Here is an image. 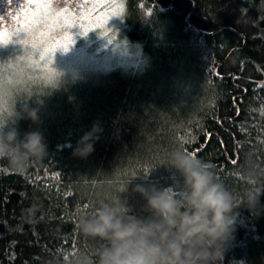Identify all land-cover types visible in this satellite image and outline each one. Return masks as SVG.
<instances>
[{"label": "trees", "instance_id": "trees-1", "mask_svg": "<svg viewBox=\"0 0 264 264\" xmlns=\"http://www.w3.org/2000/svg\"><path fill=\"white\" fill-rule=\"evenodd\" d=\"M124 6L118 22L90 30L77 46L102 31L108 48L131 53L128 65L92 72L21 65L22 78L0 99L2 131L14 128L20 140L39 132L47 150L22 174L0 158V264H67L71 253L90 247L79 217L117 195L146 215L132 188L179 180L161 166L177 148L213 163L234 195L247 186V170L264 180V0ZM94 127L92 153L75 155ZM234 211L223 264H264V207Z\"/></svg>", "mask_w": 264, "mask_h": 264}, {"label": "clouds", "instance_id": "clouds-1", "mask_svg": "<svg viewBox=\"0 0 264 264\" xmlns=\"http://www.w3.org/2000/svg\"><path fill=\"white\" fill-rule=\"evenodd\" d=\"M27 115L37 120L35 110ZM2 125L0 158H6L13 170L22 174L31 162L45 158L39 132L20 140L14 128L4 133ZM94 137L98 139L95 127L81 138L74 154L90 155ZM161 166L174 169L179 180L162 189L143 184L132 188L145 201L146 215L134 214L117 195L79 217L77 230L90 247L71 253L67 264H223L237 219L234 210L243 204L255 214L264 207L260 205L264 180L255 170H247V186L240 196L234 195L218 179L213 163L179 148Z\"/></svg>", "mask_w": 264, "mask_h": 264}, {"label": "rangeland", "instance_id": "rangeland-1", "mask_svg": "<svg viewBox=\"0 0 264 264\" xmlns=\"http://www.w3.org/2000/svg\"><path fill=\"white\" fill-rule=\"evenodd\" d=\"M23 2L24 0H12V5H8V0H0V15L4 17L3 25L5 27L16 30L17 26L13 23L10 14H14L16 8L18 9ZM97 2H103V0H88V3ZM84 3L85 0H56V6L58 8L69 7L70 10L78 9ZM114 3L118 7H113L112 4H109V7L101 12V16L108 20L107 25L118 22L125 12L124 0H114ZM112 14H115L117 17L110 19L109 17ZM77 23L84 24L79 19H77ZM86 28L87 25L85 24L80 30L75 27L70 29L75 43L70 46L67 52L57 51L54 56V63L50 62L42 69L46 70V72H56L58 70L81 68L79 70L92 72L100 69V67L109 66L108 64L111 63H113L112 65H128L127 58L131 57V53L125 48L113 49L112 47V50L110 49L111 47L108 48L107 42L109 39H105L107 33H103L102 31L98 32L99 37L91 39L88 43L86 42L87 45L96 42L93 53L90 50L87 51V45L77 46V41L84 36L78 33L79 31L83 33ZM57 35L62 39L63 36L67 35V32L61 27L57 30ZM37 51L38 48H32V37L24 33H21L19 36H14L12 42L7 46L0 47V99L5 96L8 97L13 84H17L22 78V73L24 72H22L21 65H37V68H40L37 59L39 54ZM15 69L18 70L14 71Z\"/></svg>", "mask_w": 264, "mask_h": 264}, {"label": "snow or ice", "instance_id": "snow-or-ice-1", "mask_svg": "<svg viewBox=\"0 0 264 264\" xmlns=\"http://www.w3.org/2000/svg\"><path fill=\"white\" fill-rule=\"evenodd\" d=\"M109 4L118 7L114 0L97 3H88V0H85L78 9L71 10L69 7L58 8L56 0H24L23 4L16 8V12L10 14L13 23L17 26L16 30L5 27L4 17L0 15V47L7 46L14 36L24 33L32 37V48H38L39 67L44 68L50 62L54 63L57 51L67 52L75 43L70 29L75 27L80 30L86 24V30L83 33L79 31L78 34L87 36L89 30L97 31L106 26L108 20L101 16V12L108 8ZM8 5H12V0H8ZM112 17L117 16L112 14L109 18ZM77 19L84 24L77 23ZM61 27L67 32L62 39L57 35V30ZM50 75L54 76V73Z\"/></svg>", "mask_w": 264, "mask_h": 264}]
</instances>
